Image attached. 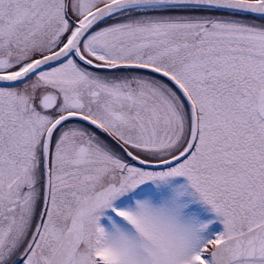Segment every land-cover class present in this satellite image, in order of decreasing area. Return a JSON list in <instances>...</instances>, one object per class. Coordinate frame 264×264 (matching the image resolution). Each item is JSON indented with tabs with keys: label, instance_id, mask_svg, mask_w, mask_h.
<instances>
[{
	"label": "snow or ice",
	"instance_id": "obj_1",
	"mask_svg": "<svg viewBox=\"0 0 264 264\" xmlns=\"http://www.w3.org/2000/svg\"><path fill=\"white\" fill-rule=\"evenodd\" d=\"M0 264H264V0H0Z\"/></svg>",
	"mask_w": 264,
	"mask_h": 264
}]
</instances>
